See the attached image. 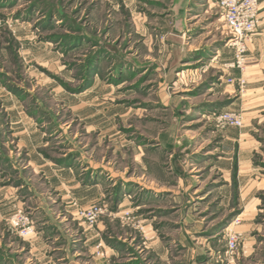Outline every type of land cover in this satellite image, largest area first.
I'll return each mask as SVG.
<instances>
[{
    "label": "rangeland",
    "instance_id": "rangeland-1",
    "mask_svg": "<svg viewBox=\"0 0 264 264\" xmlns=\"http://www.w3.org/2000/svg\"><path fill=\"white\" fill-rule=\"evenodd\" d=\"M0 19V171L24 184L19 208L84 223L39 153L96 184L76 196L103 211L84 223L95 242L77 233L84 261L264 264V106L242 128L214 119L219 92L242 91L217 0H0Z\"/></svg>",
    "mask_w": 264,
    "mask_h": 264
},
{
    "label": "crops",
    "instance_id": "crops-1",
    "mask_svg": "<svg viewBox=\"0 0 264 264\" xmlns=\"http://www.w3.org/2000/svg\"><path fill=\"white\" fill-rule=\"evenodd\" d=\"M258 3L260 20L247 42V63L242 72L237 69L231 71L232 75H241L245 80L244 89L238 95L231 87L219 92L225 97L218 106L219 110L240 112L243 120L245 117V123L258 116L256 112L262 111L264 106V0H258ZM230 56L233 60L234 53ZM0 96L5 95L0 92ZM233 96L235 98L230 101ZM29 157L30 163L35 162L41 167L47 166L37 171L47 179L49 186L57 191L56 196L60 197L64 205L67 200L76 201V196L91 191L90 187L96 185L90 181L91 179L80 183L77 181L81 179L80 175L76 179L72 170L45 161L39 153ZM5 179L6 176L3 177L0 171V264H91V261L82 260L86 252H84L85 248L77 250L76 236L77 233L81 235L82 244L85 246L89 240L94 242L97 240L98 232L102 231L101 227L97 229L96 234H92L84 228V223L80 219L65 214L59 215L56 206L45 209L43 205H37L31 212L28 210L31 215L35 209L42 210L43 215L32 218L36 232L22 239L10 229L9 216L19 204H22L21 200L24 198L20 196L22 193L20 189L25 186L7 184ZM115 252L108 250L107 253L111 255ZM89 253H93L92 248ZM103 262L104 260L98 259L94 264H104Z\"/></svg>",
    "mask_w": 264,
    "mask_h": 264
},
{
    "label": "built area",
    "instance_id": "built-area-1",
    "mask_svg": "<svg viewBox=\"0 0 264 264\" xmlns=\"http://www.w3.org/2000/svg\"><path fill=\"white\" fill-rule=\"evenodd\" d=\"M222 10L226 26L233 35L231 46L233 47L234 59L225 66L228 69H237L242 72L246 65L247 42L250 40L259 22L258 0H217ZM1 25V19H0ZM245 80L240 78L239 86L243 89ZM214 119L221 127L242 128L243 116L240 112L231 110H218L214 112ZM77 214L83 219L89 229H93L98 218L103 214L102 208L95 204L80 208L76 201H72ZM10 229L20 238L25 239L32 236L36 230L34 222L29 213L22 208H15L9 216ZM228 244L231 249L235 246V240L239 236L233 226L227 230Z\"/></svg>",
    "mask_w": 264,
    "mask_h": 264
}]
</instances>
